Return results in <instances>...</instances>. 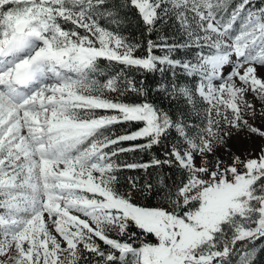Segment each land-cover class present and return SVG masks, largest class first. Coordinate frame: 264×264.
I'll return each mask as SVG.
<instances>
[{"label": "snow or ice", "instance_id": "snow-or-ice-1", "mask_svg": "<svg viewBox=\"0 0 264 264\" xmlns=\"http://www.w3.org/2000/svg\"><path fill=\"white\" fill-rule=\"evenodd\" d=\"M101 58L167 71L157 91L173 110L131 73L93 78ZM148 168L164 175L121 190V172ZM262 251L264 0H0V264H255Z\"/></svg>", "mask_w": 264, "mask_h": 264}, {"label": "trees", "instance_id": "trees-1", "mask_svg": "<svg viewBox=\"0 0 264 264\" xmlns=\"http://www.w3.org/2000/svg\"><path fill=\"white\" fill-rule=\"evenodd\" d=\"M130 23L127 26L126 31L132 35L134 39H139L141 41L144 40V36L141 35L140 28L136 25L135 18L129 17ZM160 36H173V29L168 28L167 26H163L161 28V31L159 33ZM158 55H163V52H157ZM179 56V54H174ZM101 62V65L103 68L108 70H113L116 76L120 77L122 80L123 78L127 77L129 73L135 78V80L138 82L143 81V86L148 89L150 92V95L148 96V100L154 103L156 106L164 109L165 111H172V102L167 98V94L161 90L157 91V88L161 85H167L169 82V76L167 71L162 75L160 72H154V73H139L134 70L128 69L125 66L114 63L113 61H108L106 59H99L97 63ZM177 77L179 78V70H177ZM142 96H137L136 93H133L129 91V93L124 97L128 102H139L140 99H142ZM138 127L137 124L132 125H116L113 128V131L116 134H122L126 131H134ZM143 141H137L136 143H142ZM169 141H163L160 146H153L152 149H149L147 151H139V152H129L124 154L121 159L122 160H136V161H148L152 159L155 156H158L161 152L165 150V145H167ZM127 146V145H125ZM164 170L162 169H155V168H148L146 170H136V171H124L119 174L120 176V184L125 186L121 188V190H126V186L128 181L125 179L126 177H134L137 179L139 183H147L152 182L155 184L157 181L158 176H163ZM134 191V190H133ZM135 198L138 199L139 203L146 205V206H154L158 203V200L153 198L151 195H148L145 193V195L141 196L138 193L135 194ZM131 232H135L139 239H137V243H139L141 240L144 239L143 236H140L139 230L130 227ZM255 264H264V251L258 252Z\"/></svg>", "mask_w": 264, "mask_h": 264}, {"label": "rangeland", "instance_id": "rangeland-1", "mask_svg": "<svg viewBox=\"0 0 264 264\" xmlns=\"http://www.w3.org/2000/svg\"><path fill=\"white\" fill-rule=\"evenodd\" d=\"M81 31H83V30H81ZM114 63H117V62H114ZM97 64H98V73L95 74L93 76V78L100 80V81H103L106 77L115 75L113 70H108V69L103 68V66L101 65V62H99ZM226 71H227V69H226ZM108 95H111V94L109 93Z\"/></svg>", "mask_w": 264, "mask_h": 264}]
</instances>
